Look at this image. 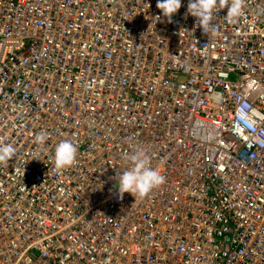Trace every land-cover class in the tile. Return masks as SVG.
<instances>
[{
	"label": "built area",
	"instance_id": "2783aa9c",
	"mask_svg": "<svg viewBox=\"0 0 264 264\" xmlns=\"http://www.w3.org/2000/svg\"><path fill=\"white\" fill-rule=\"evenodd\" d=\"M156 5L0 0V264H264V0ZM138 149L165 182L120 199Z\"/></svg>",
	"mask_w": 264,
	"mask_h": 264
},
{
	"label": "clouds",
	"instance_id": "9594fccd",
	"mask_svg": "<svg viewBox=\"0 0 264 264\" xmlns=\"http://www.w3.org/2000/svg\"><path fill=\"white\" fill-rule=\"evenodd\" d=\"M156 6L168 22H172L173 16L182 6V0H157ZM245 6L246 0H188L187 14L195 17L203 33L211 36L216 30L214 21L217 10L227 8L226 18L229 22H234L241 17ZM48 139L47 132H40L35 136V141L40 146ZM16 151L12 144L0 142V164H6L13 159ZM77 152L75 143L71 140H62L55 147V166L63 169L73 165ZM124 159L130 166L114 177L120 199H123L125 193H131L135 198L145 197L164 184V175L151 166V158L146 150L138 149L126 155Z\"/></svg>",
	"mask_w": 264,
	"mask_h": 264
}]
</instances>
